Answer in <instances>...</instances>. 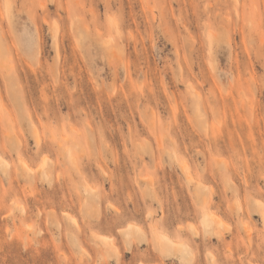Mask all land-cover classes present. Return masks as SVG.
<instances>
[{"label":"rangeland","instance_id":"rangeland-1","mask_svg":"<svg viewBox=\"0 0 264 264\" xmlns=\"http://www.w3.org/2000/svg\"><path fill=\"white\" fill-rule=\"evenodd\" d=\"M0 264H264V0H0Z\"/></svg>","mask_w":264,"mask_h":264},{"label":"bare ground","instance_id":"bare-ground-1","mask_svg":"<svg viewBox=\"0 0 264 264\" xmlns=\"http://www.w3.org/2000/svg\"><path fill=\"white\" fill-rule=\"evenodd\" d=\"M214 215V214H213ZM204 224V223H203ZM164 237V240H166L171 246H174L175 242L168 240V238L166 236H162Z\"/></svg>","mask_w":264,"mask_h":264}]
</instances>
